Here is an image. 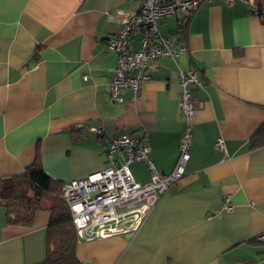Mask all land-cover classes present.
Returning a JSON list of instances; mask_svg holds the SVG:
<instances>
[{
	"label": "crops",
	"instance_id": "0c3cea01",
	"mask_svg": "<svg viewBox=\"0 0 264 264\" xmlns=\"http://www.w3.org/2000/svg\"><path fill=\"white\" fill-rule=\"evenodd\" d=\"M114 8L138 6L0 0V178L22 173L36 156L62 183L84 178L105 166L112 137L138 132L155 167L169 173L184 128L178 70L192 69L202 85L191 89L183 176L133 235L77 242L76 256L81 264H264V241L255 239L264 231V146L249 147L264 123V0H207L185 24L167 17L160 33L186 52L150 64L139 98L124 90L121 103L107 93L116 56L104 41L116 26L106 13ZM129 170L136 182L151 179L142 161ZM49 217L43 209L29 227L9 225L0 206V264L41 262Z\"/></svg>",
	"mask_w": 264,
	"mask_h": 264
},
{
	"label": "built area",
	"instance_id": "2783aa9c",
	"mask_svg": "<svg viewBox=\"0 0 264 264\" xmlns=\"http://www.w3.org/2000/svg\"><path fill=\"white\" fill-rule=\"evenodd\" d=\"M137 10L121 8L107 11L106 19L116 30L104 41L107 52L116 56V64L109 79L107 93L111 101L123 102L122 91L132 100L140 96L141 86L148 78L146 68L161 57L175 61L186 52L183 44L164 37L158 28L167 17L178 15L181 24L207 0H136ZM230 4L234 0H220ZM246 1V0H243ZM257 11V8H252ZM180 84V110L184 128L178 146V157L169 173L159 171L149 155L144 133L112 137L104 150L105 166L84 178L72 179L61 184L60 197L66 204L76 231L77 242L114 235H133L164 191L177 182L184 173L190 146V124L193 115L191 89L202 85L194 70H178ZM100 133L98 127H89ZM215 147L224 151L221 137ZM142 161L148 167L151 179L136 182L129 165ZM225 209H231L225 196ZM256 240L264 241V231Z\"/></svg>",
	"mask_w": 264,
	"mask_h": 264
},
{
	"label": "trees",
	"instance_id": "16d2710c",
	"mask_svg": "<svg viewBox=\"0 0 264 264\" xmlns=\"http://www.w3.org/2000/svg\"><path fill=\"white\" fill-rule=\"evenodd\" d=\"M260 146H264V123L249 138L250 148ZM61 184L44 171L38 156L22 173L0 178V206L7 224L29 227L38 211L50 212L44 258L37 264H81L76 256V231L60 197Z\"/></svg>",
	"mask_w": 264,
	"mask_h": 264
}]
</instances>
